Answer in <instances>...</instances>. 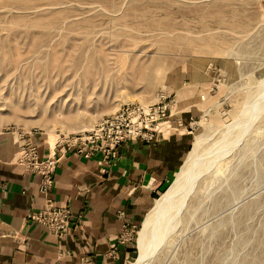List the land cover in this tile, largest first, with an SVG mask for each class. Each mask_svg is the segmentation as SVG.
Instances as JSON below:
<instances>
[{"label": "rangeland", "instance_id": "1", "mask_svg": "<svg viewBox=\"0 0 264 264\" xmlns=\"http://www.w3.org/2000/svg\"><path fill=\"white\" fill-rule=\"evenodd\" d=\"M157 103L204 141L150 264H264V0H0V133L66 139Z\"/></svg>", "mask_w": 264, "mask_h": 264}, {"label": "crops", "instance_id": "2", "mask_svg": "<svg viewBox=\"0 0 264 264\" xmlns=\"http://www.w3.org/2000/svg\"><path fill=\"white\" fill-rule=\"evenodd\" d=\"M166 122L170 128L156 132L152 140L121 144L110 164L100 154L86 159L70 152L62 159L50 196L81 219L61 236L28 219L30 212L44 208L45 198L40 176L17 163L28 141L46 158L45 138L0 133V264H127L128 246H117V258L110 252L125 227L143 221L149 203L175 176L193 142L187 127L182 132L180 123L172 121L171 127Z\"/></svg>", "mask_w": 264, "mask_h": 264}, {"label": "built area", "instance_id": "3", "mask_svg": "<svg viewBox=\"0 0 264 264\" xmlns=\"http://www.w3.org/2000/svg\"><path fill=\"white\" fill-rule=\"evenodd\" d=\"M168 106L159 103L150 106L127 105L116 113L103 118L91 131L79 132L64 139L57 145L53 153L49 149L46 158H40L38 147L31 141L25 143L20 149L17 163L26 172L40 176L39 190L45 198L44 208L30 212L28 219L46 227L56 236L66 233L72 223L81 219V215L75 214L68 206L56 205L50 196L54 186V175L62 159L70 152L86 159L100 154L101 161L110 164L118 158V148L121 144L139 138L152 140L155 133L161 130L158 128L159 122L167 120V112L171 111V107ZM169 114L168 116H170ZM131 229L125 227L121 232L117 245L110 252L113 258L118 257L117 246H125ZM15 234L16 232H9V235Z\"/></svg>", "mask_w": 264, "mask_h": 264}, {"label": "bare ground", "instance_id": "4", "mask_svg": "<svg viewBox=\"0 0 264 264\" xmlns=\"http://www.w3.org/2000/svg\"><path fill=\"white\" fill-rule=\"evenodd\" d=\"M183 95H186V94H184V92H183ZM187 95H188V93H187ZM165 122L166 121H164L162 123L159 122L158 128L161 129L165 125L164 124ZM167 126H169V125H167ZM180 131L183 132L185 130L181 129ZM64 136H65V133L63 135L62 134L57 135L51 131L47 132L46 142H47L48 148L51 149L52 153L56 150L57 145L65 139ZM203 141H204V139L202 136H199V135L196 136L195 141L193 142V146L191 147V150H189V153L186 155V159H185L184 163L181 165V167L179 168V170L175 174L173 183L171 184V186L168 188V190L164 194H162L159 198H156L155 205L151 208V210L144 217V219L141 223V228L139 230V235H138V238L136 241L137 256H136V258L132 264H150L151 263V259L153 257L154 252L156 251V247L160 243L159 241H161L160 239L162 237V235H161L162 233L160 234V232L162 229L161 227H162L163 221L166 218V213H167L166 210L168 209V207H171L169 205H172V203L174 202L177 191L179 190V188L183 187L182 183H184V181H186V179L188 181L189 178L187 177V175L189 174L191 169L194 167V165L197 164L196 162L198 161V159L200 160V158H201L200 155L202 154L201 147H202ZM218 153H219V151H218ZM223 153H224V151H223ZM214 160L213 159L211 160V162H210L211 165L214 164V162L215 163L218 162L220 159L218 157L216 161H214ZM187 185H184V186H187ZM189 187H191V186L189 185ZM186 198H187V196H186ZM184 199L185 198L183 196V198L181 199L180 202H182ZM165 202H166V204H164ZM178 202H176V203H178ZM181 206H182V204H181ZM181 206L179 203L178 208H180ZM169 211H170V208H169Z\"/></svg>", "mask_w": 264, "mask_h": 264}]
</instances>
